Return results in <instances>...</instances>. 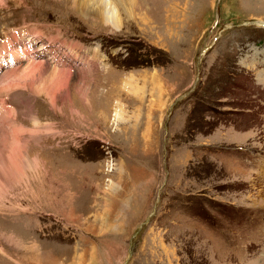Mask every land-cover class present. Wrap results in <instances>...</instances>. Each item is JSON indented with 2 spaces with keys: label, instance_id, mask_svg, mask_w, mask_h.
<instances>
[{
  "label": "rangeland",
  "instance_id": "obj_1",
  "mask_svg": "<svg viewBox=\"0 0 264 264\" xmlns=\"http://www.w3.org/2000/svg\"><path fill=\"white\" fill-rule=\"evenodd\" d=\"M72 1L0 0V264H264V0Z\"/></svg>",
  "mask_w": 264,
  "mask_h": 264
},
{
  "label": "bare ground",
  "instance_id": "obj_2",
  "mask_svg": "<svg viewBox=\"0 0 264 264\" xmlns=\"http://www.w3.org/2000/svg\"><path fill=\"white\" fill-rule=\"evenodd\" d=\"M117 1V0H116ZM115 0L113 2H116ZM128 0H118L119 3H125L127 2ZM106 3H109L110 5V0H73L72 1V5L75 9H77V11L81 14H92L93 16H95V18H98V20L100 19V21L103 22L104 19H107V16L106 18L104 17V12H103V6L104 5H107L108 7V4ZM109 8V7H108ZM112 8V7H111ZM105 9V7H104ZM111 17V16H110ZM113 17V16H112ZM109 19V18H108ZM107 19V20H108ZM112 20V19H111ZM107 21L108 23H110L114 28H117L116 27V22L118 21L117 19H114L112 21ZM106 22V21H105ZM120 26V25H119ZM25 47H20V45L18 47H13V45L9 46L8 48V52H10L12 54V57L16 58L17 61H23V60H33V59H36V56L35 54L32 55V53H27V56L24 54L25 53ZM20 50H23L24 53H21L20 54ZM14 53H17L15 56H14ZM26 58V59H25ZM15 60V59H14ZM50 60V59H49ZM16 61V60H15ZM33 62L30 63L29 66H25L26 68H24L23 70H20V73H17L15 75H18L20 76L18 80V85H20L19 83H21V85L23 84V86H29L31 88L35 87V89L38 91V93H42L41 90L44 89V90H47L46 88V84H45V81H48V82H51L52 81V78L51 77H54L53 73H51L49 70L50 73H48L46 70H44L43 68V64L45 62H41V63H38V64H35V62L32 64ZM46 64V63H45ZM49 65V64H48ZM42 66V67H41ZM17 69V68H16ZM52 70V69H51ZM53 71V70H52ZM36 72H39L38 74V77H35L34 74ZM12 73V72H11ZM10 73V74H11ZM5 75V74H4ZM7 77V76H6ZM10 77H12L10 75ZM29 79H31V81H29ZM4 80V79H3ZM9 80V79H8ZM17 82V81H16ZM134 85V84H133ZM132 83H130L129 80H126V82L124 83V87L126 88V86L128 87H131L133 88L132 86ZM11 87V85H10ZM13 87V86H12ZM22 87V86H20ZM38 87V88H37ZM25 88V87H24ZM46 88V89H45ZM138 88V87H137ZM128 89V88H127ZM34 90V89H33ZM131 90V89H130ZM46 92V91H45ZM48 93V91H47ZM51 95V94H50ZM117 108L118 110H115V117H116V121H119L120 120V117L122 115V113L120 112L121 110V104L118 102L117 103ZM116 109V108H115ZM115 122V120L113 121Z\"/></svg>",
  "mask_w": 264,
  "mask_h": 264
}]
</instances>
